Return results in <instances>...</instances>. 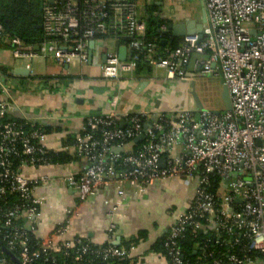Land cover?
I'll use <instances>...</instances> for the list:
<instances>
[{
  "label": "built area",
  "instance_id": "1",
  "mask_svg": "<svg viewBox=\"0 0 264 264\" xmlns=\"http://www.w3.org/2000/svg\"><path fill=\"white\" fill-rule=\"evenodd\" d=\"M204 8L210 35H187L178 48L167 51L166 57L158 53L154 43L144 41L146 24L139 19L132 0H43L42 29L45 37L55 41L31 47L13 38L10 46L15 60L40 56L86 63L92 41L122 35L129 39L130 59L123 62L117 53L107 54L100 66L104 79L118 80L123 73H132L142 60L152 68L166 70L171 82L190 83L191 64L192 74L200 77L219 72L229 92L231 111L216 114L183 107L164 116L159 110H151L138 114L145 124L135 119L127 130L103 131L99 137L94 132L111 126L118 118L91 115L75 144L77 158L86 165L80 174L60 181L74 191L80 203L98 190L115 189L117 202L108 212V231L113 233L117 228L113 218L127 197H143L158 182L194 180L192 204L168 231V264H209L200 246L196 247L202 251L199 260L185 261L179 240L189 229L212 232L213 243L227 247V260L214 259L210 264H264V0H204ZM246 24L251 28H245ZM3 34L0 25V41ZM17 98V89L0 78V202L5 200L0 203V212L6 213L1 228L9 249L18 246L20 250L18 263L0 254V264H31L38 259L54 263L53 256L59 253L77 263L91 264L94 258L100 263L127 259L133 247L65 239L73 210L67 211L51 237L38 239L37 250L31 251L16 223L24 217L26 230L35 236L43 204L36 197V189L48 180L45 176L28 178L25 172L50 166L47 156L52 151L45 146L46 133L41 129L26 130L24 125L1 122L21 111ZM21 119L31 128L39 124L25 115ZM165 121L170 124L168 131ZM141 135L145 143L135 151L134 140ZM13 157L21 158L15 169ZM13 195L22 205L10 206L8 200ZM54 237L57 242H53ZM90 255L94 258L85 260Z\"/></svg>",
  "mask_w": 264,
  "mask_h": 264
},
{
  "label": "crops",
  "instance_id": "2",
  "mask_svg": "<svg viewBox=\"0 0 264 264\" xmlns=\"http://www.w3.org/2000/svg\"><path fill=\"white\" fill-rule=\"evenodd\" d=\"M132 1L147 30L149 26L159 28L162 35L168 33L180 44L184 37L173 36V29L169 26L184 25L186 31L200 32L203 37L211 33L204 0ZM125 38L120 35L99 39L95 41L91 60L82 63L74 59L67 63L40 56L31 60H15L10 39L3 36L0 41V78L18 91L16 103L21 111L11 113V117L21 119L25 115L36 119L46 129L44 144L47 149L65 158L71 157L66 162L25 172L28 178L45 176L48 180L36 189V197L43 204L35 237L39 240L51 237L67 211L73 210L64 232L65 239L78 238L96 246L113 244L117 247L130 242L133 250L126 260L131 264H168L165 254L156 245L175 224L177 217L192 204L194 191L190 196L189 180L158 182L143 197H127L113 218L117 226L113 233L108 231L111 221L108 212L117 202L115 189L98 190L94 196L80 203L74 191L60 181L67 175L80 174L86 165L83 159L76 158L75 141L87 117L110 115L120 120L151 110H159L164 116L183 107L197 111L190 92L192 83L197 87L196 79L200 76L192 74L193 64L188 68L190 83L181 80L171 82L167 79L166 70L148 65H139L132 73H123L118 80H107L101 76L100 66L106 62L107 54L117 53L122 55L123 62L129 61L130 50L123 42ZM168 43L169 40L162 39V48L157 47L158 53H167ZM198 58L204 60L202 56L194 59ZM15 68L28 70L29 74L15 75ZM207 80H213L222 92L224 86L219 72L206 80L200 79L202 89L208 86ZM22 220L27 226L26 219L23 217ZM54 241L57 242L56 237Z\"/></svg>",
  "mask_w": 264,
  "mask_h": 264
},
{
  "label": "trees",
  "instance_id": "3",
  "mask_svg": "<svg viewBox=\"0 0 264 264\" xmlns=\"http://www.w3.org/2000/svg\"><path fill=\"white\" fill-rule=\"evenodd\" d=\"M42 5H43V0H0V25H2L3 27V31H4L3 35L8 37L9 39L18 38L22 41V43L25 46H31V47H37L42 45L43 43H49L51 41H55L54 39L47 38L44 35V31L42 29ZM167 34L162 35L161 31H159V28L156 29V27L153 28L149 26L148 30L146 31L144 41L146 43H154L158 47V49H161L162 46L160 44V41L162 39H167L169 40L168 43L169 50L174 51L176 48L179 47L180 43L178 42L177 39H172ZM123 42L125 45H128L129 39L125 38ZM167 55H168L167 53H164L162 56L166 57ZM139 65H147V64L144 63V60H142L141 62H139ZM135 119H139L142 124L146 123L145 119L142 118L140 115L125 116L123 118H120V120H114L112 125L109 127H102L99 131L94 132V135L96 137H99L103 131H112L115 129L127 130L128 128L131 127L132 121H134ZM1 122L4 124L15 123L19 126L24 125L23 128L24 129L26 128V130L41 129L46 133L45 127H43L41 124H36L34 128H31V126L26 124V122L23 119H14L12 117L7 116L3 118ZM163 125L165 126V131H168L170 129V124H168L166 121L163 122ZM144 143L145 142L143 141L135 142L133 150L135 151L138 150ZM47 157L51 162V164L57 162H66L67 160L68 161L71 160V157L65 158L60 153H55V152H50ZM20 159H21L20 157H13L11 159V161L14 164L13 166L14 169L17 167L16 165L19 163ZM8 202L10 203L11 207L14 206V204L22 205V202L18 199L16 195L11 196ZM0 203L4 204L5 200H3ZM4 214H6L5 210L0 212V244L6 249L10 250L7 241L4 240L2 235L3 228L1 227L4 221ZM16 224L22 230L21 233L25 236L24 238L27 239L31 251L37 250V245L39 241L31 232L26 230L25 228L26 226L24 225L23 220L22 219L18 220ZM212 234H213L212 232L205 234L199 231H192L191 229H189L184 234V237H182L179 240V246L185 257L184 258L185 261L187 260L191 263H195L196 261L199 260V258L202 255L201 254L202 251L196 250L197 246H200L201 248L205 249L204 251L209 257L208 260L209 264L214 259L216 260L222 259L223 261H226L227 260L226 254H228L227 247L225 248V246L223 245L214 244ZM167 236L168 233L156 245V248L161 250L164 254L166 253ZM131 245L132 244L128 242L122 244L120 247L129 249ZM11 252L14 255V258L18 261V257L20 253L19 247L17 246ZM0 254L5 256L7 260L17 263V261H13L12 258H10L1 249H0ZM53 257H55L54 263L45 262L43 259H38V260H34L31 264H89L88 262L77 263L73 260L72 257L64 256L62 253L56 254ZM87 258L93 259L94 256L92 255L88 257L85 256V260ZM98 263H100V261L96 258H94L93 261L91 262V264H98ZM107 264H131V261H128L126 259L123 261L111 260Z\"/></svg>",
  "mask_w": 264,
  "mask_h": 264
},
{
  "label": "water",
  "instance_id": "4",
  "mask_svg": "<svg viewBox=\"0 0 264 264\" xmlns=\"http://www.w3.org/2000/svg\"><path fill=\"white\" fill-rule=\"evenodd\" d=\"M169 29H173V36L175 37H185L187 35H195V34H198L200 36V38H203V35L200 33V32H192V31H186V28L184 25H176V26H169ZM251 35H255V32L254 31H251ZM95 48V42L92 41L89 45V59L91 60L92 59V55H93V50ZM123 54V53H122ZM119 58L121 60L122 59V55H119ZM13 74L15 75H28L29 74V71L28 70H22V69H14L13 71ZM191 95L194 99V102H195V105H196V109L197 111H203L205 110V107L203 105V102L202 100L200 99L197 91H196V87H195V83H192L191 85ZM222 101H223V105H224V108H225V111H231L232 107H231V101H230V96H229V92L227 90V88L224 86L223 87V90H222ZM216 114H218V112H215ZM145 140V136L144 135H141L139 137H137L135 139V142H142ZM164 162V160L162 161ZM0 249L6 253L10 258H12L13 261H17L15 258H14V255L12 254V252L8 249H6L5 247H3L1 244H0ZM19 261H17L18 263ZM98 264H107V263H98Z\"/></svg>",
  "mask_w": 264,
  "mask_h": 264
},
{
  "label": "rangeland",
  "instance_id": "5",
  "mask_svg": "<svg viewBox=\"0 0 264 264\" xmlns=\"http://www.w3.org/2000/svg\"><path fill=\"white\" fill-rule=\"evenodd\" d=\"M245 28H251L250 24H246L244 26ZM208 78V77H206ZM205 77H198L196 79V91L200 97V99L203 102L204 107L207 110L211 111H218L223 110V101H222V92L218 89L219 85L214 84L213 80H207L205 81L207 85L202 89L200 84V79L206 80ZM128 148V147H127ZM195 189V181H190L189 187H188V193H190V196L192 194V190Z\"/></svg>",
  "mask_w": 264,
  "mask_h": 264
}]
</instances>
